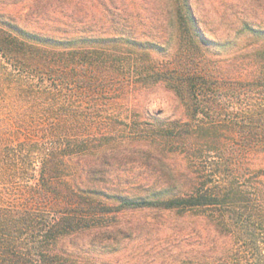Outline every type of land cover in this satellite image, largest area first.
<instances>
[{
	"label": "trees",
	"instance_id": "trees-1",
	"mask_svg": "<svg viewBox=\"0 0 264 264\" xmlns=\"http://www.w3.org/2000/svg\"><path fill=\"white\" fill-rule=\"evenodd\" d=\"M172 3L163 33L169 40L177 38L174 54L156 36L143 39L145 32L124 23L111 25L109 32L82 27L64 30L73 34L58 37L24 28L0 10L4 62L26 73L54 74L94 94L115 76L116 65L124 67L122 56L126 55L131 59L127 65L140 78L133 81V87L165 83L190 116L186 121L157 118L140 137L148 156L163 163L168 157L176 159L174 166L165 163L166 180L140 187L121 181L95 184L93 155L100 151L104 158L105 145H122L111 117L105 118L103 132L96 134L95 103L87 114L59 118L43 134L37 132L48 144L26 145L31 165L38 162V178L21 189L19 199L7 186L20 169L17 163L25 161L14 157L8 147L19 136L0 130V182L4 183L0 186V264H93L91 257L80 261L70 240L103 225L104 217L112 212L148 207L204 210L224 224L240 209L264 210V98L260 103L253 98L256 89L264 93V46L249 44L242 57L224 67L209 53L210 46H204L212 41L200 29L192 0ZM241 32L264 37V30L245 22ZM161 51L167 58L162 67L153 55ZM236 65L242 69L239 77L232 70ZM40 94L50 101L44 113L66 109L57 96L46 91ZM228 102L239 103L245 118L236 117L238 106L228 107ZM15 120L22 129H32L25 117ZM180 155L185 165L177 161ZM243 201L247 203L242 206ZM251 201L260 204L251 205Z\"/></svg>",
	"mask_w": 264,
	"mask_h": 264
},
{
	"label": "rangeland",
	"instance_id": "rangeland-1",
	"mask_svg": "<svg viewBox=\"0 0 264 264\" xmlns=\"http://www.w3.org/2000/svg\"><path fill=\"white\" fill-rule=\"evenodd\" d=\"M192 2L202 33L212 41L204 46H210L209 53L224 67L231 59L242 57L249 44L256 48L264 46V37H250L241 32L244 22L264 30V0ZM172 4V0H0V10L24 28L58 37L70 36L72 31L68 35L64 30L73 28L109 32L111 25L124 23L128 28L145 32L143 39L156 36L163 46L170 45L174 54L177 38L169 40L163 33ZM153 55L160 67L167 62L163 51ZM122 57L124 67L116 65L115 76L104 84L106 87L96 89V95L78 90L76 87L80 89L81 84L63 82L54 74L26 73L0 57V126H3L0 130L18 134L15 144L8 147L14 157L25 160L17 163L20 169L7 184L14 189L16 199L21 198V189L34 184L38 178V162L31 165L29 152L24 151L28 150L26 145L35 141L48 144V139L39 136L38 131L43 134L59 118L89 113L93 103L97 107L96 134L103 132L105 118L111 117L115 136L122 139L120 146L103 147L104 158L100 151L93 155L95 184L109 186L121 181L140 187L141 183L167 179L165 163L176 165L175 157L174 160L168 157L163 163L153 155L148 156V147L140 137L157 118L190 119L188 110L163 82L148 88L133 87V81L140 78L127 65L131 59ZM232 70L234 76L242 75L240 66H233ZM44 91L57 96L66 109L55 110L52 115L44 113L49 101L40 94ZM253 98L260 103L264 93L256 89ZM227 106L235 105L228 102ZM238 107L234 110H239L235 116L245 118L242 108ZM61 112H66L65 116ZM18 116L25 117L32 129H22L15 123ZM178 159L185 165L183 155ZM246 203L243 201L240 205ZM250 204L258 206L260 202ZM260 212L240 209L234 217H227L224 224H219L204 210L148 207L112 212L104 217L103 225L70 240V246L78 250L80 261L86 262L91 257L93 264H264V210Z\"/></svg>",
	"mask_w": 264,
	"mask_h": 264
}]
</instances>
